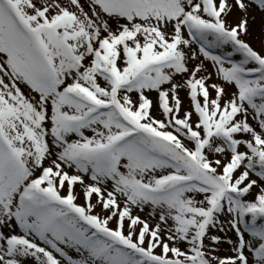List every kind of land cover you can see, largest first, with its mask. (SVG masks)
Segmentation results:
<instances>
[{"label": "snow or ice", "instance_id": "snow-or-ice-1", "mask_svg": "<svg viewBox=\"0 0 264 264\" xmlns=\"http://www.w3.org/2000/svg\"><path fill=\"white\" fill-rule=\"evenodd\" d=\"M253 5L0 0V264H264Z\"/></svg>", "mask_w": 264, "mask_h": 264}, {"label": "rangeland", "instance_id": "rangeland-1", "mask_svg": "<svg viewBox=\"0 0 264 264\" xmlns=\"http://www.w3.org/2000/svg\"><path fill=\"white\" fill-rule=\"evenodd\" d=\"M244 15V13L238 12V11H233L232 14L229 17V22L234 23L239 17H242ZM248 20H249V31L248 34L246 36H244L243 38L251 44V46L257 50H260L262 47H264V11H261L257 6L253 5L248 12ZM220 53H223V50H217ZM206 63L209 65V68L212 72H214V68H212L211 66V62L210 61H206ZM179 79V78H178ZM233 91V89L231 87L228 88V92L231 93ZM179 97L182 101V109L183 108H188L190 105V101H189V93L188 91L184 88L181 87L179 90ZM150 98L153 101V114L157 117V118H162L161 116V111L160 109L157 107V93L152 92L150 93ZM171 102V101H170ZM86 134L90 135V132H86ZM47 163V162H46ZM71 171V170H70ZM256 178V177H253ZM87 181V177L85 178ZM76 193L78 194V203H84V197H83V190H82V186L81 185H77L75 188ZM99 211V209H97ZM135 214L140 215L142 218L145 219H149V222L152 224L156 223V220L153 218H150L149 216V212L146 209L144 212H139L136 211ZM214 234H218L221 235L222 237V245L220 247V250L216 253V255H220V256H224V255H230L232 254L230 249H231V245L227 244L226 242H223L224 240L228 239V238H234L233 237V233L228 231V232H224V233H220L216 230H213ZM206 243H210L209 241L206 240ZM157 252L159 251V249L156 250ZM29 264H31V261L29 262Z\"/></svg>", "mask_w": 264, "mask_h": 264}]
</instances>
